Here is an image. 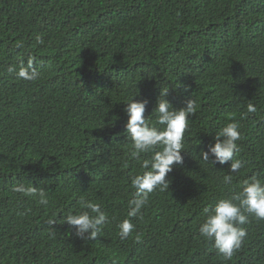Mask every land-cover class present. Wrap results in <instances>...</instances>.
<instances>
[{
	"label": "trees",
	"instance_id": "16d2710c",
	"mask_svg": "<svg viewBox=\"0 0 264 264\" xmlns=\"http://www.w3.org/2000/svg\"><path fill=\"white\" fill-rule=\"evenodd\" d=\"M234 1L0 0V264H264V220L242 226L245 243L230 260L198 231L205 208L253 176L264 181V32L212 55L194 34L205 16L226 36ZM30 60L36 80L9 70ZM165 88L177 109L195 101L183 164L129 217L131 177L148 155L130 154L125 103L146 99L147 117ZM231 122L243 167L225 184L230 161L199 153ZM20 182L44 189L48 204L13 192ZM81 199L107 214L97 237L60 223L50 234L49 219L79 211ZM125 219L135 228L121 239Z\"/></svg>",
	"mask_w": 264,
	"mask_h": 264
},
{
	"label": "clouds",
	"instance_id": "9594fccd",
	"mask_svg": "<svg viewBox=\"0 0 264 264\" xmlns=\"http://www.w3.org/2000/svg\"><path fill=\"white\" fill-rule=\"evenodd\" d=\"M231 2L232 0H227ZM194 27L195 35L202 43L203 50L210 55L213 52L227 51L238 41L248 37L253 38L264 32V0H237L233 2L231 11L225 15L224 26L227 33L219 37L213 33L215 25L212 17L200 16ZM187 31L184 28L182 32ZM39 39V38H38ZM34 61L21 64L15 71L18 78L23 80H36L39 73L34 68ZM188 88L185 86V91ZM169 88L161 89L156 106L150 115L145 116L148 101L136 100L133 96L128 100L125 113L128 117L125 124L124 135L131 140V156L140 159L147 154L141 162L143 172L131 177V186L135 189L132 199L128 201L129 217H137L148 202L149 195L154 191H166L170 181L166 179L173 170V165H182L184 151V136L189 126V117L194 113L195 101L191 98L181 108H175L166 97ZM249 112H255L253 105H248ZM155 115V124L149 117ZM238 122L227 123L215 131L214 143H210L207 151H200V160L210 162L212 165L229 164V170L223 177L225 184L232 182L233 174L243 167L242 161L236 159L240 151L237 141L241 139ZM210 156L212 159L210 160ZM12 191L24 197L38 199L41 205H47L48 200L44 189H38L32 183H17ZM80 210L67 214L57 221L49 219L50 234L54 235L52 227L56 223L67 224L75 229V235L82 240H94L99 228L108 217L99 203L84 199L79 201ZM205 218L199 224V234L205 240L213 243V247L224 259L230 260L245 243L247 230L245 226L256 219L264 220V181L253 176L245 180L241 189L232 196L220 199L211 209L205 208ZM254 218H252V217ZM249 220V221H248ZM62 221V222H61ZM247 223V224H246ZM246 224V225H245ZM245 225L244 227H242ZM135 225L131 219H125L119 224V236L126 239L134 231Z\"/></svg>",
	"mask_w": 264,
	"mask_h": 264
}]
</instances>
